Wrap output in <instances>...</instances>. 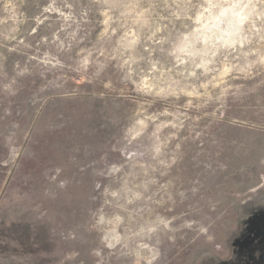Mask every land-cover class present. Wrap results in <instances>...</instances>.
Returning <instances> with one entry per match:
<instances>
[{
	"label": "rangeland",
	"instance_id": "rangeland-1",
	"mask_svg": "<svg viewBox=\"0 0 264 264\" xmlns=\"http://www.w3.org/2000/svg\"><path fill=\"white\" fill-rule=\"evenodd\" d=\"M0 264H264V0H0Z\"/></svg>",
	"mask_w": 264,
	"mask_h": 264
}]
</instances>
